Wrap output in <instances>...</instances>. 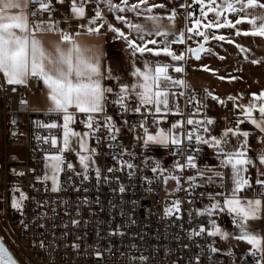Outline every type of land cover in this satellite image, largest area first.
I'll use <instances>...</instances> for the list:
<instances>
[{"label": "built area", "instance_id": "obj_1", "mask_svg": "<svg viewBox=\"0 0 264 264\" xmlns=\"http://www.w3.org/2000/svg\"><path fill=\"white\" fill-rule=\"evenodd\" d=\"M72 3L28 0V19L67 37L61 29L62 7ZM75 24L92 27L84 20ZM175 49L180 54L185 50L183 45ZM233 64L239 69L240 59L234 58ZM186 73L167 71L172 82H183ZM107 87L99 112L72 116L74 128L92 126L98 162L97 168L76 170L78 153L64 146L69 126L64 115L34 111L26 99L39 92V76L29 74L24 82L10 83L0 74V215L20 263L264 264V256L252 249L215 248L217 226L198 209L206 194L200 176L205 147L195 120L211 117L217 130L226 119L245 120L236 114L234 101L184 87L177 92L184 109L176 114L115 92L113 80ZM203 103L213 108L212 114L199 106ZM174 127L179 132L176 142L147 144L149 134ZM258 135L250 131L245 139L251 142ZM52 155L60 167L57 189L40 174V163ZM249 179L237 195L261 199L264 217V181ZM219 225L228 222L222 219Z\"/></svg>", "mask_w": 264, "mask_h": 264}, {"label": "rangeland", "instance_id": "obj_2", "mask_svg": "<svg viewBox=\"0 0 264 264\" xmlns=\"http://www.w3.org/2000/svg\"><path fill=\"white\" fill-rule=\"evenodd\" d=\"M72 1L74 7L81 8L79 14L82 12L81 18L75 19L73 23L84 20L87 25H92L90 31L106 33L108 53L113 55L110 64L112 69L115 68V72L111 70L110 79L115 85L120 84L119 90L144 102H154L161 111L176 114L183 109V102L176 92L182 91L184 87L187 91L188 88L199 90L202 84L199 74L206 71L207 54L204 53L199 59L194 60L190 52L205 37L219 34L220 38H225L222 40L224 44L220 43L224 47L216 48L213 57L220 59L228 69L230 67L231 71L237 74L238 71L233 68V60L238 58L235 57L236 46L229 39L247 43L249 40L264 38V30L249 27L250 21L258 14H251L253 17L250 20L249 13L244 12L243 9H231L236 0ZM178 10L182 14H176ZM228 23H234L235 27H231ZM211 28L214 30H210ZM176 45L184 46L183 53L176 52ZM225 47L229 48L230 52ZM254 48L257 52L264 53V43ZM240 57V59L244 58L242 55ZM250 57L256 58L253 55ZM253 63H256V67L254 66L256 70L263 71L264 61ZM216 64L211 62L210 68H216ZM251 66L252 63L250 68ZM169 68L176 71L186 69L183 82H171L167 74ZM239 68L240 73H247L248 69L245 67L243 69L241 61ZM195 121L200 124V129L205 123L204 119ZM66 122L69 126H66L64 131V146L66 150L78 153V160L74 163L75 169L97 168V157L92 146V126L85 125L82 130L76 129L73 127L72 117H67ZM176 133L172 131V138L176 137ZM216 133L217 130L203 125L200 134L202 142L208 146L209 151L218 153V146L214 143ZM165 135L167 132L163 130L149 134L150 145L157 147L165 145L163 144ZM238 137L239 140L240 138L243 140V136ZM223 149L227 151L230 148L225 146ZM216 158L218 160L212 165L203 166L200 174L206 187V194L198 207L199 212L211 218L217 226L214 246L220 250H228L231 247L252 249L264 256L263 202L259 198L237 195L238 190L244 184H248L249 175L259 174L255 180L263 181L264 171L257 164L254 165L250 157L244 156L243 159L229 157L230 167L225 166L219 156ZM249 164L254 167L253 170L247 168ZM40 174L52 188H58L60 167L57 155H52L40 163ZM240 177L244 178L243 184ZM222 219L227 220L226 227L219 225ZM0 235L7 246L12 248L10 235L1 215ZM14 254L19 256L16 252Z\"/></svg>", "mask_w": 264, "mask_h": 264}, {"label": "crops", "instance_id": "obj_3", "mask_svg": "<svg viewBox=\"0 0 264 264\" xmlns=\"http://www.w3.org/2000/svg\"><path fill=\"white\" fill-rule=\"evenodd\" d=\"M27 2L28 0H0V74L2 79L5 82L20 83L24 82L29 74L39 76V92L26 97L30 108L34 111L60 112L65 119L72 117L74 113L99 112L105 93L108 91L107 82L112 80L110 79L111 70L115 72V68L112 69L110 64L111 60L106 59L109 48L106 33L77 27L73 21L81 18L82 12L79 14L81 8L73 6L74 1L71 5L62 7L64 21L61 29L68 32L67 37L62 36L59 31L43 30L36 23H30ZM237 8L248 12L249 19L253 17L251 14H258V16H254L253 20L250 19L249 27L264 30V0H236L231 9ZM233 24L229 25L235 27ZM210 30H214V28ZM223 39L225 38H220L219 34L208 38L206 51L202 53L203 55L207 54L206 71L199 74L202 84L198 91L204 90L217 98H231L234 101L236 114L245 115L246 119H226L220 129L221 132L213 128L211 117H201L205 123L202 124L201 129L198 124L199 133H201L203 125H207L209 129L217 130L214 143L219 149L218 153L213 150L209 151L208 146L203 143L205 152L201 163V172L203 166L212 165L218 160L216 158L218 156L219 158L222 156L221 160L227 167L231 166L229 157L237 159H243L244 156L250 157L254 165L257 164L264 171V69L263 71L256 70L254 68L256 63H253L264 61V53L261 54L254 48L256 45L264 43V38L256 39V41L249 40L247 43L229 39L236 46L235 57L240 59L241 55L244 56L243 59H240L243 69L244 67L248 69L244 74L240 73V68L235 69L238 74L232 72L230 67L228 69L220 59L213 57L216 48L224 47ZM226 50L229 51V48ZM251 55L256 58L252 59ZM211 62L215 64L218 62L216 68H210ZM119 87L120 84L116 83L113 90L122 93ZM160 88L166 90L164 87ZM188 89L197 91L192 88ZM136 99L143 103H152ZM152 104L157 107L154 102ZM184 105L183 102V109ZM199 106L207 114H212L214 111L207 103ZM253 109L258 110V115H251ZM173 129L167 132L163 144L178 140V128L175 130L174 127ZM172 131L177 132L174 138H172ZM250 131H258L259 135L248 142L245 136ZM238 136H243V140L242 138L239 140ZM150 142L147 137V144L150 145ZM225 146L230 149L224 150ZM247 168L253 170L254 167L249 164ZM258 176L259 174L255 173L249 175L248 183H250L249 178H252L254 182H261L255 180ZM240 180L242 184L245 182L243 177H240Z\"/></svg>", "mask_w": 264, "mask_h": 264}, {"label": "water", "instance_id": "obj_4", "mask_svg": "<svg viewBox=\"0 0 264 264\" xmlns=\"http://www.w3.org/2000/svg\"><path fill=\"white\" fill-rule=\"evenodd\" d=\"M208 37H205L203 41L193 50L190 55L194 60L199 59L200 55L206 51V43ZM0 264H21L16 255L10 250L6 242L0 235Z\"/></svg>", "mask_w": 264, "mask_h": 264}]
</instances>
